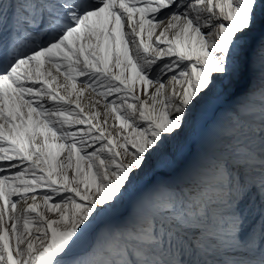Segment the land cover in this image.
<instances>
[{
    "label": "snow or ice",
    "instance_id": "6c2138e0",
    "mask_svg": "<svg viewBox=\"0 0 264 264\" xmlns=\"http://www.w3.org/2000/svg\"><path fill=\"white\" fill-rule=\"evenodd\" d=\"M246 75L260 88L236 99L233 143L84 250L194 109ZM0 264H264V0H0Z\"/></svg>",
    "mask_w": 264,
    "mask_h": 264
},
{
    "label": "rangeland",
    "instance_id": "374dc122",
    "mask_svg": "<svg viewBox=\"0 0 264 264\" xmlns=\"http://www.w3.org/2000/svg\"><path fill=\"white\" fill-rule=\"evenodd\" d=\"M113 70L118 71V69ZM249 88L256 89L257 91L259 90L260 80L257 75H246L240 78L229 88L227 93L222 91L223 85L221 84L216 92L202 101L196 109H194L193 113L188 118L183 133L175 140L169 142L161 153L154 155L148 160L147 164L144 166V170L137 175L135 181L128 187V190L121 198L119 204L111 211L105 212L107 214L102 213L94 222L91 229L95 225H99V219L102 218V220L108 223L112 221L111 219L114 214L121 213L124 210L127 196L136 188L143 187L140 196L142 200L147 195L155 192L161 184H174L179 181L193 160L201 156L198 149L203 148L204 144H201V140L198 138V133L202 128V125L206 124V127L204 128L205 134L212 139V144L216 145L217 151H223L231 145L233 143V137L227 136V129L229 127L228 116L235 106L237 97ZM89 94L92 93L90 91L85 92L80 98L81 104L85 107L86 111L90 110L93 103L88 100ZM99 110L103 112L102 108ZM100 119L104 120L105 116L101 115ZM107 120L109 126L114 123V117L111 113L108 114ZM110 130L113 132L118 130V124L116 129L110 128ZM241 139L244 140L245 143H248L247 137L242 136ZM250 146L258 150L259 142L257 141ZM59 159L67 163V153L61 155ZM74 163L75 161L73 160V164ZM137 200H135L133 207L127 211V214L121 220H118V224L114 225L111 229L121 228L125 225L136 207ZM91 229L81 241V247L84 250H87L90 246L89 244H91L90 241H93L97 237H92ZM105 229H109V226L99 225L97 232L100 233ZM108 258L117 261L122 259L117 254H112ZM168 258L171 259L172 257ZM186 259L199 261L195 253L186 257Z\"/></svg>",
    "mask_w": 264,
    "mask_h": 264
},
{
    "label": "bare ground",
    "instance_id": "6f19581e",
    "mask_svg": "<svg viewBox=\"0 0 264 264\" xmlns=\"http://www.w3.org/2000/svg\"><path fill=\"white\" fill-rule=\"evenodd\" d=\"M60 81H61V83H63L64 81H63V78H60ZM89 97H88V100H90V101H92L93 103H94V101H95V97H94V95H92V94H89L88 95ZM104 214V213H103ZM105 214H107V213H105ZM100 221L102 220V218L101 219H99ZM106 220H108V219H106ZM92 230V229H91Z\"/></svg>",
    "mask_w": 264,
    "mask_h": 264
}]
</instances>
